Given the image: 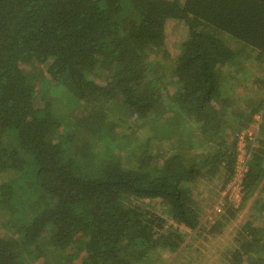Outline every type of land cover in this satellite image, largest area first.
Instances as JSON below:
<instances>
[{"label":"trees","instance_id":"obj_1","mask_svg":"<svg viewBox=\"0 0 264 264\" xmlns=\"http://www.w3.org/2000/svg\"><path fill=\"white\" fill-rule=\"evenodd\" d=\"M243 62L256 93L237 105ZM261 72L264 0H0V264H164L185 229L221 232L264 186ZM240 137L239 204L204 203ZM255 209L225 264H264Z\"/></svg>","mask_w":264,"mask_h":264},{"label":"rangeland","instance_id":"obj_2","mask_svg":"<svg viewBox=\"0 0 264 264\" xmlns=\"http://www.w3.org/2000/svg\"><path fill=\"white\" fill-rule=\"evenodd\" d=\"M181 25H171L168 24L167 28V45L170 50H172V43H175L180 40L182 36ZM243 66L239 67L236 71V77L240 78L243 74L247 73V77L249 78V82H242L234 86L233 94L234 96L239 95V99L236 104L244 103L243 99L250 100L249 98L253 97L256 93L253 85L250 83V79L253 76L252 71H257V66L248 65L245 62L242 63ZM252 74V75H251ZM261 75H264L261 72ZM264 78V77H263ZM256 96V95H255ZM244 100V101H245ZM134 116L126 117L125 122L120 129L122 131L125 130L131 138H133L132 145L135 146L138 140H143L145 138L144 128H142L141 122H134ZM255 127L253 123L251 127ZM147 130V129H146ZM253 131V130H252ZM127 135V136H128ZM245 140L240 137L237 142V159L236 163H240L242 160L246 159L245 155ZM240 161V162H239ZM244 167L243 164L238 166V170ZM7 177H3L5 179ZM234 181V178L227 184V186L220 190L219 195H212L211 192L203 186L200 187L201 190V200L204 203H209V201H213V204H223L224 200L221 198L223 195H227L226 200L229 202L230 208L238 205L240 202V196L242 192L239 191L240 186L238 185V180ZM264 201V186L260 183L256 190L248 196L246 200L243 201L241 205H239V209H234V217L230 219V221L223 227L222 231L219 233L207 234L205 230L202 229L198 236H193V233L189 230L185 229V241L186 246L181 250L174 252L172 254H164L162 258L164 259V264H225L228 254L232 251L233 248L239 246L240 244H244V234H242L241 228L242 225L246 223L247 220H252V226L261 227L262 226V217L260 213L256 212V207L258 203ZM213 205V206H214ZM212 209L209 211V215L212 213ZM160 212V211H159ZM162 214V212H160ZM215 215V214H214ZM240 233V234H238ZM243 242H242V240ZM184 245V244H183ZM254 248V247H253ZM256 249V248H254ZM258 251V248H257ZM256 250L252 251L249 249L250 255L254 256L257 253Z\"/></svg>","mask_w":264,"mask_h":264},{"label":"built area","instance_id":"obj_3","mask_svg":"<svg viewBox=\"0 0 264 264\" xmlns=\"http://www.w3.org/2000/svg\"><path fill=\"white\" fill-rule=\"evenodd\" d=\"M240 162V161H239ZM241 162H243V160L241 161ZM238 166H240V163H238ZM237 166V167H238ZM242 170H243V168L242 169H239L238 171H237V173L235 174V177H234V181H233V183L235 182V181H237L238 180V182L240 181V176H241V172H242Z\"/></svg>","mask_w":264,"mask_h":264}]
</instances>
